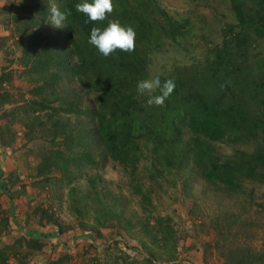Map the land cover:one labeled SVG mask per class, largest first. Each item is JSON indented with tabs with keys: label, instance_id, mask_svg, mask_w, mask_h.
Listing matches in <instances>:
<instances>
[{
	"label": "trees",
	"instance_id": "1",
	"mask_svg": "<svg viewBox=\"0 0 264 264\" xmlns=\"http://www.w3.org/2000/svg\"><path fill=\"white\" fill-rule=\"evenodd\" d=\"M55 1L23 0L17 5V10L25 12L13 15L21 52L19 63L23 65L22 73L34 84L30 98L16 99L20 101L16 113L8 110L3 117H18L29 135L28 141L43 138L47 142L36 171L60 172L62 182L70 186L71 207L80 213L91 210L96 220L87 227L90 237L100 235L101 228L113 219L126 217L114 194L109 200L110 191L102 184L100 174L88 178L85 195L78 193L77 185L70 184L72 177L85 172V165L96 162L92 153L95 144L129 170L131 179L138 181L134 185L140 195L149 194L153 182L163 185L162 178L174 180L168 175L183 180L202 178L221 189L241 190L244 180L264 187L262 138L253 150L237 147L229 154L217 153L212 144L222 139L255 140L260 134L264 141V61L261 48L255 51L258 40H264V0H228L233 17L221 25V44L211 46L204 59H193L189 69H175L161 76L162 81L173 79L176 87L163 105L152 106H147V97L136 91L137 83L146 80L151 45L157 37L176 40L179 35L187 36L192 22L173 18L151 0V6L164 17L163 24L150 13L153 8L147 6L148 0H112L113 11L108 17L135 29V47L131 52L116 49L104 57L89 43V34L93 24H106L107 19L85 23L87 17L76 9L80 0ZM53 6L68 15L63 26L45 30L43 24L50 20ZM0 77V85H6L11 72H3ZM14 101L9 90L0 91V108ZM7 125L0 128V144L5 141V128L14 138L15 132ZM148 177L151 181L147 193L140 180ZM45 179L51 181L47 176ZM0 190L14 198L7 181L0 179ZM260 194L263 201L254 202L248 196L249 202L239 206L246 204L242 211H218L222 220L227 219L232 241L221 245L225 264L264 263V241L257 248L240 240L255 233L258 221L264 224L260 223V217H264V191ZM218 198L222 201L221 196ZM253 202L258 206L256 215L241 218ZM48 216L63 231L62 219ZM146 232L172 259L177 239L169 219L156 218ZM59 259L50 262L58 264ZM118 261L113 263H124ZM0 264H10L1 249Z\"/></svg>",
	"mask_w": 264,
	"mask_h": 264
},
{
	"label": "rangeland",
	"instance_id": "2",
	"mask_svg": "<svg viewBox=\"0 0 264 264\" xmlns=\"http://www.w3.org/2000/svg\"><path fill=\"white\" fill-rule=\"evenodd\" d=\"M22 1L0 0V76L3 72H11L10 82L0 85V91L9 90L15 100L0 108V128L8 123L9 129L15 132L12 139L5 128V141L0 144V179L7 181L14 194V198L10 199L0 190V249L8 256L9 263L51 264L50 261L61 258L58 264H114L113 260L123 264H225L221 245L232 241L226 228L227 219L222 220L218 211H242L246 204L239 206L249 202L248 196L254 202L263 201L260 194L264 191L262 184L244 180L241 190H230L221 189V186L217 187L202 178L183 180L181 176L168 175L174 180L162 178L163 185L153 182V187L149 188L147 185L151 178L148 177L140 180L144 192L148 193V188L150 191L148 196H144L135 188L134 183L138 181L131 179L129 170L106 156L103 148L95 144L92 153L96 162L85 165V172L72 177L70 184L77 185L78 193L85 195L89 188L88 178L100 174L102 184L110 191L109 200L114 194L118 207L123 208L126 217L121 221L113 219L109 226L101 228L100 235L93 234L92 238L87 233L90 232L87 227L96 220L91 210L80 213L71 207L68 196L70 186L62 182L60 172L46 170L37 173L36 165L41 162L43 146L47 142L43 138L28 141L29 135L25 134L26 128L18 117L12 114L3 117V112L8 110L16 113L15 106L23 97H31L34 84L22 73L23 65L19 63L21 52L13 15L16 12L25 14L17 10ZM151 1L175 19L183 17L190 20L192 29L187 36L179 35L176 40L161 36L153 41L145 79L167 76L175 69H189L193 59H204L211 46L221 44L222 23L233 17L228 0ZM147 6L153 8L150 13L163 24L164 17L151 6L150 1ZM42 15L38 14L39 17ZM48 22L43 24L45 30L58 29ZM258 41L255 51L261 48L264 61V40ZM261 138L264 145L262 134L255 140L252 137L241 141L222 139L212 141V144L217 153L229 154L237 147L253 150ZM46 176L51 181H47ZM184 182L187 184L185 187ZM219 196L222 201H218ZM254 202L241 218L247 214L256 215L258 206ZM48 215L62 219L63 231ZM161 217L169 219L177 239L172 259H168V255L151 241L152 237L146 232L148 225L155 224L156 218ZM129 219L131 223L128 224ZM263 221L264 217H260V223ZM256 226L251 237L240 240L260 248L264 241V224L259 225L258 221ZM16 243L19 245L15 246ZM12 245L15 248L10 250Z\"/></svg>",
	"mask_w": 264,
	"mask_h": 264
},
{
	"label": "clouds",
	"instance_id": "3",
	"mask_svg": "<svg viewBox=\"0 0 264 264\" xmlns=\"http://www.w3.org/2000/svg\"><path fill=\"white\" fill-rule=\"evenodd\" d=\"M76 9L87 17L85 23L89 21L104 22L107 19L106 24H93L89 34V43L94 45L104 57L109 56L116 49L123 52L134 50L135 29L131 25H123L119 19L108 17V14L113 11L112 0H80ZM67 15L66 11H61L53 6L50 9L49 22L56 27H61L64 25ZM175 87L176 84L173 79L169 78L162 81L159 76H155L152 79L139 81L136 85V91L138 95L147 97L145 101L147 106H152L154 103L163 105Z\"/></svg>",
	"mask_w": 264,
	"mask_h": 264
}]
</instances>
